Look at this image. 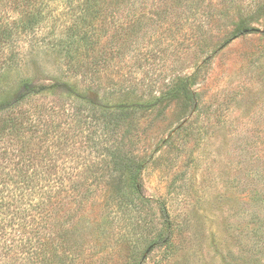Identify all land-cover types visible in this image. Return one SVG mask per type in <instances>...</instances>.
Listing matches in <instances>:
<instances>
[{
  "label": "rangeland",
  "instance_id": "1",
  "mask_svg": "<svg viewBox=\"0 0 264 264\" xmlns=\"http://www.w3.org/2000/svg\"><path fill=\"white\" fill-rule=\"evenodd\" d=\"M101 1L102 13L87 17L91 38L75 45L76 65L69 67L62 49L73 13L49 0L56 26L40 30L39 43H21L19 68L0 71L1 100L23 78L43 90L12 114L62 126L63 142L56 131L49 142L30 146L45 156L56 151L57 175L45 183L49 208L65 227L73 218L72 237L52 228L53 264H264V0H127L118 12L116 0ZM27 4L5 11L10 24L30 11ZM242 27L259 33H239ZM132 29L136 36L128 38ZM195 73L191 108L151 104ZM90 103L97 113L124 104L138 109L130 122L134 145L126 126L97 139L125 142L148 161L142 181L149 206L137 200L120 207L115 181L94 180V172L108 171L87 142L96 120L71 116H90ZM78 121L86 124L72 128ZM76 183L79 190H71ZM162 232L169 241L150 247Z\"/></svg>",
  "mask_w": 264,
  "mask_h": 264
},
{
  "label": "trees",
  "instance_id": "2",
  "mask_svg": "<svg viewBox=\"0 0 264 264\" xmlns=\"http://www.w3.org/2000/svg\"><path fill=\"white\" fill-rule=\"evenodd\" d=\"M60 1L69 6V13H73L70 19H74V24L72 23L67 31V40L70 43L65 44V40L64 48H62L69 67H72L78 63L79 59L75 53V45L91 38V33L85 29L86 26L92 25V20L89 22L90 25L86 23L88 14L92 19L91 11L102 13L100 7L105 3L101 0H84L81 3L78 0ZM26 3L31 7L30 11H25L24 17L10 24L6 19L5 11L10 9L14 12L17 10L15 8L26 6ZM123 4L126 5L127 0H116L113 11H120ZM53 13L54 10L49 8V0H0V71L5 68L20 67L23 62L22 53L18 50L21 43L25 40H35V43H39L40 30L47 27L50 22H53L55 27L60 19ZM132 30L128 38L136 36L137 31ZM243 32L259 33V30L242 27L239 33ZM52 35H54L53 31L49 33L48 38ZM197 77L198 74L195 73L181 80L172 92L151 104L155 107L164 101H179L186 109L191 108L195 103L192 87L196 84ZM18 84L14 93L8 95L5 100L0 99V264H14L15 261V264H53L54 260H57L55 254L57 248L54 245L55 237L52 236V228L62 229L61 238L72 237L73 231L69 227L74 226L73 218L64 221L67 225L65 227L63 224L56 223L57 212L49 208L52 195L49 190L50 186H46L45 183L51 175H57L56 167L52 166L53 163L57 164L56 151L51 154L48 151L47 158L44 153H40V149L39 153H33L30 146L49 142L56 131H59V135H56L58 141L63 142L60 135L62 126L54 125V120L49 123L46 118H38V115L36 118L34 114H29L28 117L23 114H12L24 103L32 102L43 93V90L37 88L28 78L21 79ZM90 105L92 107L90 116H85L82 111L75 112L71 116L74 120H96L95 126H89L93 131L87 142L90 148L102 154L100 164H104L108 171L105 173L101 171L104 169H100L94 172L96 175L94 180L115 181V198L120 207L136 205L137 200L149 206L153 201L144 196L142 181L148 161L141 160L131 151L132 148L127 149L125 142L123 144L117 143L116 140L110 142L106 138L97 139L101 134L105 137L126 126L125 139L129 140V144L134 145L135 142L132 141L131 135L135 127H131L130 122L135 119L138 109L124 104L116 110L97 113L95 110L98 107L96 108L93 103ZM76 123L72 128H76L77 125L80 128L86 124L81 121ZM53 179L56 183H61L60 177L58 180L57 177ZM79 188L78 183L71 186L73 191ZM43 191H47L48 197L37 199L36 195ZM161 211L164 231L169 232L171 224L163 206ZM37 217H42V221ZM41 230H46V232H41ZM145 236L141 238L142 243L148 241ZM168 241L169 238L162 232L157 235L150 247L156 243H167ZM72 247H74L73 244L70 248ZM19 251L23 252V255Z\"/></svg>",
  "mask_w": 264,
  "mask_h": 264
}]
</instances>
